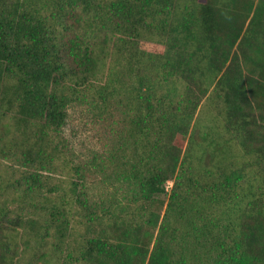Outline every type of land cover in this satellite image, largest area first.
Instances as JSON below:
<instances>
[{
	"label": "trees",
	"instance_id": "obj_1",
	"mask_svg": "<svg viewBox=\"0 0 264 264\" xmlns=\"http://www.w3.org/2000/svg\"><path fill=\"white\" fill-rule=\"evenodd\" d=\"M74 103L126 109L125 133L91 164L131 186L130 214L80 179L56 206L43 192L41 171L81 177L64 137ZM5 118L18 134L5 121L0 264L49 236L53 257L32 264L58 251L69 264H264V0H0Z\"/></svg>",
	"mask_w": 264,
	"mask_h": 264
},
{
	"label": "rangeland",
	"instance_id": "obj_2",
	"mask_svg": "<svg viewBox=\"0 0 264 264\" xmlns=\"http://www.w3.org/2000/svg\"><path fill=\"white\" fill-rule=\"evenodd\" d=\"M109 113L104 114L100 110H96L94 107L90 106L88 103H74L69 106L67 122L64 127L67 155L72 164L79 165L82 173L81 177H74L73 173L40 172L41 179L45 185L43 192L47 194V196H51L53 200L51 206H56L57 202L59 203V197L67 191L72 180L80 179L82 184L85 185V190L91 200L96 199L101 200L106 204L111 203L115 206L114 210L117 212L125 211L123 210V207H126L128 214L132 212V209H129V206H132L134 209L137 207V203L134 201L135 197L133 195V190L130 185L120 182H116L115 184L108 183L92 168L91 161L94 156L99 154L105 156L108 155L109 152L113 150V147L119 138V133L121 131H123V134L125 133L124 118L126 117V109L123 107H117L111 109ZM203 113L206 114H204V117L200 118L199 126L204 130V127L210 123V119L208 118L206 111ZM11 122L12 120H10V118H5V120L1 121V133L5 132V129L3 128L4 123L11 126V133L8 137H12L15 133L18 134L16 129L12 128ZM0 162V170H6L4 171L5 175L12 171V167H14L13 162L2 158H0ZM20 167L21 166H18L17 168ZM172 186L173 182L169 181L166 187L168 193L163 195L161 197L162 199H168ZM50 190L52 191L48 192ZM9 193L11 194V191H9ZM38 201L40 202L41 199ZM164 211L162 216H164ZM137 218H139V215H137ZM85 236L86 227L79 225L76 227L72 235L71 233H67L66 240L72 246L77 244L80 245ZM54 240V236L47 237V244L45 243L39 246V248H37L39 243L32 241V246L35 247L36 250L33 249L25 253L21 264H32L34 259L33 254L35 252L39 254L45 252L48 253L50 257H53L54 252L51 249ZM33 247H31V249ZM57 255L59 261L49 264H62L63 260L68 264L70 263V259H67V252L64 251L59 253L58 251L56 256ZM35 264L47 263L36 261Z\"/></svg>",
	"mask_w": 264,
	"mask_h": 264
}]
</instances>
